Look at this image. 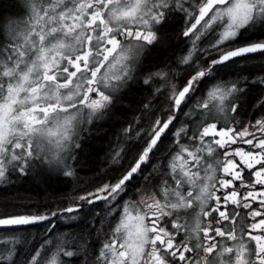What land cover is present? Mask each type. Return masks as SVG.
Masks as SVG:
<instances>
[{
	"label": "snow or ice",
	"instance_id": "snow-or-ice-1",
	"mask_svg": "<svg viewBox=\"0 0 264 264\" xmlns=\"http://www.w3.org/2000/svg\"><path fill=\"white\" fill-rule=\"evenodd\" d=\"M22 7L0 23V182L73 177L88 125L118 93L140 84L155 104L112 148L114 162L132 153L115 180L66 207L0 215V264H264V0ZM173 38L176 60L145 63ZM62 220L84 227L61 232Z\"/></svg>",
	"mask_w": 264,
	"mask_h": 264
},
{
	"label": "flooded vegetation",
	"instance_id": "flooded-vegetation-1",
	"mask_svg": "<svg viewBox=\"0 0 264 264\" xmlns=\"http://www.w3.org/2000/svg\"><path fill=\"white\" fill-rule=\"evenodd\" d=\"M22 5L23 0H0V23L6 22L8 19H17L21 17L24 14ZM201 39L203 40L204 37H201ZM181 46L182 45L180 44V41L176 40L175 38L167 40L165 43L159 44L154 51L145 53V63L150 65V60L159 56L162 57L161 62L165 60H176L180 55L179 47ZM259 64L260 61L256 60L250 61L249 65H237L235 67H244L247 68L248 71H254L255 69H253L252 65L258 66ZM176 71L178 74V83L179 80L183 79V77L187 75L189 71H191V69L185 65L182 66V68H176ZM248 71H245L244 75H248ZM135 88L139 90L143 89L144 92H142V98H140L138 102L133 105L130 103L129 99L126 98V96ZM258 92V88L253 89L252 95H256ZM118 97L119 98L116 100V102L110 107L109 110L106 111V114L102 118L93 119L92 123L89 125L90 131L84 134V138L81 140L82 149L80 150L77 157L79 162L75 165V175L73 177H65L62 174H56L55 177L47 175L50 177V179L60 178L68 182L67 189L55 199H52L53 201L50 203V205L42 204L33 206L32 208L44 210L46 207L52 209H55L56 207H66L71 202L73 197L83 194L85 191H91L103 182L115 180V178L123 170V167L127 166L132 158V153H129L122 161L119 162L111 161L109 154L112 148L117 145L118 138L123 136V129L125 127L132 125L133 128H135L146 118H150L145 116L143 104L149 102L155 104V101H153L148 95L147 89L142 87L140 84H132L131 87L123 89L120 93H118ZM159 107V105L156 106L157 109H159ZM87 143L91 146L97 143H102L104 145L103 150L99 154V165L97 167L98 170L96 171L95 169L93 171L89 169V163L82 161V154L84 153V148ZM84 169L91 171V173H88L87 178L80 174V171ZM30 175L31 174L22 175L16 179L10 178L4 183V185L0 186V189H3L4 186L18 187L21 185L22 181L27 179L26 177H29ZM29 180L34 182L41 181L40 178L37 177H29ZM83 227L84 225L79 220H62L57 222V228L61 232L78 233ZM41 231L42 230L38 229L32 230L31 235L29 236L31 244H35L40 239ZM92 239H95V236H93ZM31 244H29L28 247H31ZM22 247L23 245H18V255L19 249ZM68 259H71L74 264H79V261L82 259V257L74 256Z\"/></svg>",
	"mask_w": 264,
	"mask_h": 264
},
{
	"label": "trees",
	"instance_id": "trees-1",
	"mask_svg": "<svg viewBox=\"0 0 264 264\" xmlns=\"http://www.w3.org/2000/svg\"><path fill=\"white\" fill-rule=\"evenodd\" d=\"M162 57L152 58L150 60V65L155 63H161ZM144 90H139L137 88L133 89L128 93L126 98L129 99L130 103L135 105L140 98H142ZM119 113V111H118ZM104 145L102 143H97L94 145H85L84 153L82 154V161L89 163L92 171L97 169L99 165V154L103 150ZM91 173L88 169L80 171L83 177L88 176ZM22 176V175H21ZM55 177V175H49ZM49 176L40 177L39 182H34L29 180V177H36L30 175L24 179L18 187L5 186L0 189V215L12 214L20 211L18 205L25 206H38V205H50L58 195L62 194L66 189L68 182L60 178L50 179Z\"/></svg>",
	"mask_w": 264,
	"mask_h": 264
},
{
	"label": "rangeland",
	"instance_id": "rangeland-1",
	"mask_svg": "<svg viewBox=\"0 0 264 264\" xmlns=\"http://www.w3.org/2000/svg\"><path fill=\"white\" fill-rule=\"evenodd\" d=\"M89 127V125H88ZM54 175H56L57 173H53ZM31 175H35V174H31ZM21 175H16V174H13L10 178L12 179H16V178H19ZM5 182H0V186L4 185ZM5 187V186H4ZM13 214V213H12Z\"/></svg>",
	"mask_w": 264,
	"mask_h": 264
}]
</instances>
